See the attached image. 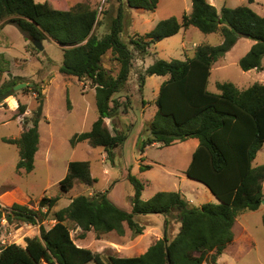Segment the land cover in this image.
<instances>
[{
	"label": "trees",
	"instance_id": "1",
	"mask_svg": "<svg viewBox=\"0 0 264 264\" xmlns=\"http://www.w3.org/2000/svg\"><path fill=\"white\" fill-rule=\"evenodd\" d=\"M116 15L111 18L108 32L94 33L98 24L97 12L89 4L78 2L66 9L63 1L0 0V23L14 24L26 39L42 41L46 37L62 46L63 60L58 71L78 79L87 77L94 84L97 118L89 131L75 134V141L102 146L112 157V148L122 143L125 136L112 134L105 118L126 115L130 102L113 100L112 95L125 86L132 66V52L121 40L120 32L126 8L155 9L159 0H116ZM194 26L203 33L219 32V45H198L194 54L185 60L156 59L138 75L139 86L145 76L167 78L160 84L155 99L156 112L145 124V134L138 142L143 154L148 145L167 146L196 138L198 145L184 174L202 183L216 198L200 206L190 205L180 192L158 191L150 199L142 200L143 184L134 176L128 179L134 187L130 198L131 209L126 211L108 198L107 192L92 196L79 194L70 203L55 211V222L45 228L49 210L57 198L43 196L38 209L13 204L12 209L0 210V220L39 224V235L27 238L25 246L15 243L0 245V264H106L98 253L76 245L70 236L66 219L81 227L92 229L97 235L115 231L124 234V224L136 234L142 226L135 214L177 213L180 223L172 239L166 237L167 219L163 236L147 250L136 256H109L110 264H208L215 263L227 244L233 240L232 225L243 210H255L263 202L264 164L253 165L258 150L264 143V83L255 82L238 89L231 82L216 84L218 92L207 89L212 64L229 51L239 36L253 40L245 55L239 59L242 70H261L264 55V15L246 5L221 7L218 11L207 0H191V11L180 20L174 16L160 19L144 35L129 39L139 56L147 54V47L165 37L176 34L180 28ZM110 52L118 64L116 76L102 65V58ZM13 77L0 86V107L4 99L15 93L13 87L20 81ZM41 98V88L28 86ZM24 90V89H22ZM24 104L18 112L24 113ZM38 118L17 138L5 139L18 148L16 169L30 172L37 150ZM140 165V170L149 169ZM90 182L88 161H71L68 173L59 181L62 191H68L74 179ZM3 211L5 213H3ZM264 224V216L262 218ZM81 236H84L83 233Z\"/></svg>",
	"mask_w": 264,
	"mask_h": 264
},
{
	"label": "rangeland",
	"instance_id": "2",
	"mask_svg": "<svg viewBox=\"0 0 264 264\" xmlns=\"http://www.w3.org/2000/svg\"><path fill=\"white\" fill-rule=\"evenodd\" d=\"M43 2L44 0H35ZM63 1L68 9L78 2L89 4L97 12L98 24L94 33L102 36L108 32L111 18L116 15V0H52ZM218 11L221 7L246 5L259 15H264V0H207ZM191 11V0H159L155 9L126 8L120 38L132 52V66L128 80L113 100L130 102L126 115L105 118V124L112 134L121 133L122 143L113 146L112 157L102 146H91L86 141H75V134L89 131L98 114L95 89L87 78L59 73L62 64V46L51 38L42 40L43 50H37L21 31L10 22L0 23V86L13 77L26 83L21 89L4 99L0 107V210L12 209L19 204L38 209L43 196L57 198L56 205L49 210L48 219L42 224L47 229L55 222L52 214L67 206L79 194L92 196L107 192V196L119 207L130 211V198L134 187L129 175L142 184L141 199L148 200L158 191L180 192L192 206L216 202V198L199 181L184 174L190 160L192 142H177L171 145H148L145 154L138 151V142L145 134L144 126L151 121L155 112V99L160 84L167 76H145L144 85L139 86L138 75L156 59L185 60L194 54L198 45H219V32L203 33L194 26L180 28L169 37L151 43L147 54L139 56L130 38L144 35L152 30L160 19L174 16L178 20ZM253 40L239 36L234 46L220 57L210 69L207 89L218 92L216 84L231 82L238 89H245L255 82L264 83V55L261 70H242L239 59L247 53ZM103 67L116 76L118 64L108 51L102 58ZM19 82V83H20ZM36 84L41 88L42 97L36 96L29 87ZM24 89V90H22ZM40 99L42 112L36 116ZM24 104V113L18 112V105ZM38 118L37 150L30 172L17 170L18 148L5 139L17 138ZM145 151V150H144ZM88 161L91 181L74 179L68 191H62L59 181L68 173L71 161ZM149 164V169L140 170V165ZM264 164V143L258 150L253 165ZM264 195V184L263 191ZM264 198V196H263ZM3 213H5L3 211ZM264 200L255 210H243L232 225L233 240L227 244L215 263L208 264H264ZM134 219L142 226V233L136 234L124 224V234L115 231L97 235L92 229L82 231L81 227L66 219L70 236L80 247L98 253L106 264L109 256H136L147 250L163 236L164 219H167L166 237L172 239L179 229L177 213L172 211L166 217L161 214H135ZM83 233L84 236H81ZM39 235V224L7 222L0 220V245L15 243L25 246L26 239ZM92 264V263H88Z\"/></svg>",
	"mask_w": 264,
	"mask_h": 264
},
{
	"label": "water",
	"instance_id": "3",
	"mask_svg": "<svg viewBox=\"0 0 264 264\" xmlns=\"http://www.w3.org/2000/svg\"><path fill=\"white\" fill-rule=\"evenodd\" d=\"M32 45L39 51H42L43 50V44H42V41L38 40V39H34V38H31L30 39ZM26 86V83L24 82H20V83H17L16 85H14L13 89L14 90H17V89H21L22 87ZM42 106H43V100L40 99L39 101V106L37 107V111H36V116H40L41 115V112H42Z\"/></svg>",
	"mask_w": 264,
	"mask_h": 264
},
{
	"label": "crops",
	"instance_id": "4",
	"mask_svg": "<svg viewBox=\"0 0 264 264\" xmlns=\"http://www.w3.org/2000/svg\"><path fill=\"white\" fill-rule=\"evenodd\" d=\"M215 62H216V61H215ZM215 62L212 64V66L215 64ZM212 66H211V68H212ZM209 91H210V90H209ZM185 141H187V143H189L190 141L192 142V145H191V147H190V148H192V150H191V153H190V155H189L190 160H191L192 153H193V151L195 150V148H196L197 145H198V140H197L196 138H189V139H187V140H185ZM185 141H183V142H185ZM188 141H189V142H188ZM154 144H159V143H154ZM146 149H147V147L145 148V151H144L143 154L146 153ZM190 160H189V162H190ZM189 162H188V164H189ZM188 164L185 166L184 170L186 169V167L188 166ZM263 184H264V182H263ZM262 191H263V188H262ZM179 224H180V223H179Z\"/></svg>",
	"mask_w": 264,
	"mask_h": 264
}]
</instances>
